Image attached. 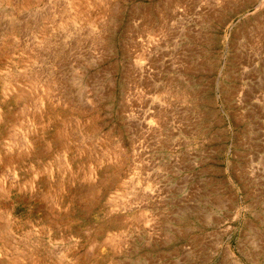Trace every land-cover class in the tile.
<instances>
[{"label":"rangeland","instance_id":"1","mask_svg":"<svg viewBox=\"0 0 264 264\" xmlns=\"http://www.w3.org/2000/svg\"><path fill=\"white\" fill-rule=\"evenodd\" d=\"M0 264H264V0H0Z\"/></svg>","mask_w":264,"mask_h":264},{"label":"bare ground","instance_id":"2","mask_svg":"<svg viewBox=\"0 0 264 264\" xmlns=\"http://www.w3.org/2000/svg\"><path fill=\"white\" fill-rule=\"evenodd\" d=\"M258 85V84H257ZM173 116V115H172ZM178 183V182H177Z\"/></svg>","mask_w":264,"mask_h":264}]
</instances>
